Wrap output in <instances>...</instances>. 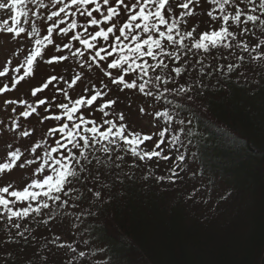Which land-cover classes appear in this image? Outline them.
Instances as JSON below:
<instances>
[{
  "label": "snow or ice",
  "instance_id": "snow-or-ice-1",
  "mask_svg": "<svg viewBox=\"0 0 264 264\" xmlns=\"http://www.w3.org/2000/svg\"><path fill=\"white\" fill-rule=\"evenodd\" d=\"M208 3L211 8L207 15L219 26L199 33L196 38L195 28L190 31L181 30V25L187 23L185 17L194 14L190 7L193 0H183L176 5L173 0H50V5L45 4L44 0L0 2V10H10L12 13V25L7 27V32L12 34L13 39L25 34L31 41V48L23 61L12 69L18 74L12 77L13 88L33 74L38 60H44L47 64L76 60L81 71L73 75L70 81L60 77L68 89H73L77 82H83L85 69L99 71L108 80V83L101 80L99 86L85 87L83 94L76 99L69 96L67 89L57 88L56 91L67 101L54 104L59 109L58 113L50 112L55 97L52 101L38 97V93L57 81L56 76H51L41 86L32 89L31 95L36 98L35 103L26 100L5 101L10 105H23L18 117L25 121L34 113L39 115L38 109L44 106V112L49 114L40 118V122L51 119L57 124L50 127L46 134V137L54 138L53 142L50 143L46 138L31 145L33 158L22 159L24 154L20 148H16L7 153L6 162L0 163V173L11 171L18 161H21L18 165L20 168L38 163L34 175L48 170V174L43 175L42 179H32L22 189L10 190V184L0 187V217L6 216L7 222L13 223L14 220H26L33 215L43 216V210L51 207L49 201L57 207H64L69 201L62 200L61 197L72 194L71 185L74 182L87 184L90 177L99 183L102 178H106L100 170L106 163L120 168L121 164L117 162L125 160L120 152L129 153L139 161H151L154 157L165 161L169 159L161 145L166 142V133L169 131L167 125L172 124L175 119L172 113L167 108L155 111V117L162 118L166 126L159 131V139L154 148L145 150L141 145L153 140L152 135L130 130L124 122L123 113H119L115 119L109 118L115 115L110 110L117 103L115 99L107 98L111 91L109 85L121 92L136 90L153 101L165 100L171 104L172 101L167 99L166 94L171 93L174 98L184 96L193 99L189 93L204 87L202 79L195 85L181 83L176 79H183L185 68L182 65L186 64L189 55L201 53L207 56L218 49H240L245 53L256 52V55L250 56V60L264 61V41L250 48L243 40L250 31L249 25L264 26V0H258V3L257 0H208ZM28 4L34 5L38 10H48L50 6L55 9L47 14L46 18L51 23L47 26L46 34L41 35L35 23L31 25V31L20 26L21 20L24 24L28 23L30 14H40L39 11L28 8ZM247 5H251V8ZM176 8L183 11L177 15ZM257 10L261 15L254 14ZM117 20L120 21L119 24ZM56 36L67 38V42L61 47L56 44ZM49 45L57 52L67 50L68 55H53L45 60L44 52ZM237 59L243 62L244 56L238 55ZM166 60L179 61V64L173 67ZM195 63L200 65L202 78L206 71L204 62L198 59ZM239 67L241 64L236 63H228L226 66L228 73ZM217 71L223 73V68H218ZM7 72L8 68L5 66L0 71V77ZM207 74L211 75L210 72ZM130 76L132 78L128 79ZM7 90V85L0 87V93ZM12 111L15 112L16 108L13 107ZM93 111L102 113L103 119L100 122L92 117ZM140 111L144 112L145 109L141 108ZM20 128L19 120H13L11 130L15 132ZM32 134L27 130L19 132L21 137H30ZM179 139L178 135H173L171 143L175 145ZM40 149L43 151L37 155ZM184 159L183 154L176 156L177 161ZM93 165L99 166L96 171H93ZM178 175L172 169L167 179L175 182ZM165 178L157 177L158 180ZM87 190L98 200L103 199L102 191L95 190V185ZM13 227L19 229L21 224L13 223ZM17 234L23 235L19 232ZM80 255L83 256L84 253L81 251Z\"/></svg>",
  "mask_w": 264,
  "mask_h": 264
},
{
  "label": "trees",
  "instance_id": "trees-1",
  "mask_svg": "<svg viewBox=\"0 0 264 264\" xmlns=\"http://www.w3.org/2000/svg\"><path fill=\"white\" fill-rule=\"evenodd\" d=\"M254 14L261 15L259 10ZM257 25H251L253 33L244 36L245 43L251 44L257 36ZM258 40L264 41V33ZM230 52L225 59L220 52L214 57L189 55L182 65L183 79H176L190 85L202 79L204 87L189 93L193 99L186 105L168 97L171 104L163 100L179 113L172 114L175 119L167 125L171 130L166 133L169 141L161 145L168 160L154 157L139 161L120 152L125 157L117 162L120 168L106 163L100 169L106 178L99 183L90 177L87 184L74 182L72 194L61 197L69 203L64 207L54 204L57 221H67L70 238L78 242V249L70 247L76 255L83 259L86 255L93 263L99 257L103 264H264V61L250 60L256 52ZM238 55L244 56L243 62ZM198 59L203 60L206 70L202 78L200 65L195 63ZM228 63L241 67L228 73ZM218 68H223V73ZM173 135L180 138L175 145L171 143ZM179 154L184 155V161L176 160ZM192 165L197 172L183 175ZM92 167L96 171L99 166ZM165 167H169L167 174L163 173ZM172 169L179 173L175 182L167 179ZM201 174L210 177L217 191L214 215L195 214L187 195L176 191L183 184H176L178 179L186 177L187 185ZM159 176L166 178L158 180ZM216 181L225 187L220 192ZM94 185L104 193L102 200L88 192ZM198 188L204 192L209 189L202 184ZM209 201L201 198L204 204ZM0 219L7 225L4 232L0 229V244L8 240L11 248L17 247L13 223L24 220L8 223L6 216ZM27 219L40 221V216ZM19 232L23 242L32 235V229ZM0 264L33 263L10 255Z\"/></svg>",
  "mask_w": 264,
  "mask_h": 264
},
{
  "label": "rangeland",
  "instance_id": "rangeland-1",
  "mask_svg": "<svg viewBox=\"0 0 264 264\" xmlns=\"http://www.w3.org/2000/svg\"><path fill=\"white\" fill-rule=\"evenodd\" d=\"M0 2H2V0H0ZM182 2L183 0H173L174 5ZM44 3L50 5V0H44ZM248 6L249 5H247V7ZM190 7L192 8L194 14L189 17H185L187 25H181L184 31H190L195 28L196 32H194V36L196 37L200 31H206L211 28V26L218 25L211 21L210 17L207 15L208 10L211 8L208 0H193V4L190 5ZM28 8L32 9V11H39L40 14L36 16H31L30 14L28 23L24 24L23 20H21L20 26L26 27L28 31H31V25L35 23L41 35L46 34L47 26L51 23L46 18L47 14L48 12L55 9L50 6L48 10H38L32 4H28ZM175 11L178 15L182 10L176 8ZM116 22L117 24L120 23L119 20ZM11 25V11L0 10V71H3L5 66L8 68L6 75L0 77V87L7 85L9 89L4 93H0V163L6 162L7 153L9 151L15 150L16 148H20L21 152L24 154L22 159L33 158L31 153V145L46 138L50 143L53 142L54 138L46 137V134L50 127H54L57 124L56 121L51 119L44 121L43 123L40 122V118L46 114H49L44 112V106H41L38 109L39 115L34 113L27 121H25L23 118L18 117V113L23 109V105H10L6 104L5 101L26 100L29 103H35L36 98L32 97L31 95L32 89L34 87L41 86L51 76H56L58 78L57 81H54L53 84L49 86V88L38 93V97L48 98L50 101H52V98L55 97V101H53V108L50 110V112L58 113L59 109H56L54 104L60 102L66 103L67 101L64 100L63 95L60 92L56 91L57 88L67 89L69 96L72 99H76L79 95L83 94L82 90L85 87H89L91 85L99 86L101 80H103L105 83H108L107 78L103 77L102 73L99 71H88L85 69L84 71L86 75L83 77V82H77V85H75L73 89H68L67 84H65L64 80L60 79V77H64L70 81L73 75L81 71L76 60L68 59L67 61H53L51 64L45 63L44 60H38L34 66L33 74L29 77H25L24 80L20 81L16 87L13 88L12 77L18 74L14 73L12 69L23 61L28 50L31 48V41L25 34H21V37L13 39L12 34L6 30L7 27H10ZM261 27L263 26L259 24L256 28L253 27L258 32V34L252 40L251 44L249 43L250 48L254 47L256 43L261 42L258 40V38H260V34L262 33V31H259V28ZM249 28L251 30V25H249ZM248 33L252 34L253 32L249 31ZM55 41L56 44L62 47V44L67 42V38L56 36ZM76 46H79L78 43H76ZM216 51L221 53L220 57L223 59H225L231 53L230 50L219 49L214 50L213 53L208 56L214 57L216 54H219ZM53 55H68V52L67 50H64L63 52H57L53 46H47L44 52L45 60L50 59ZM9 61H11V63H9ZM166 62L170 63V61L167 60ZM174 63L175 62H172L170 64L174 67L177 64ZM22 71L23 70L21 69V73ZM131 78V76L128 77V79ZM109 86L111 91L109 97L107 98H112L117 101V103L113 106V109L110 110L114 112L115 115H112L109 118L115 119L119 113H123L125 117L124 122L128 125L130 130L139 131L142 134H150L153 136V140L145 142V145L142 146L149 150L154 148L156 141L159 139V131L163 130V126H166L165 121L162 118L155 117V111L163 110V108L168 107L171 110V113L175 116H179V113H177L173 106H168L165 102H163V100L153 101L148 97L142 96L136 90H124L121 92L118 88L111 85ZM166 96L174 100L173 102L177 101L179 104L180 101L185 105L187 104L186 102L191 101L179 96L178 99L172 98L173 95L171 93L166 94ZM13 107L16 108L15 112L12 111ZM141 108H144L145 111L141 112ZM92 117L97 119L98 122L103 119L102 113L98 111H93ZM183 118L181 119L183 120ZM13 120H19L21 124V128L17 129L15 132L11 130ZM23 130L30 131L33 134L30 135V137H21L19 136V132ZM168 141L169 135L167 134L166 142ZM42 151L43 149L38 150L37 155H39ZM20 162L21 161H18L17 166L11 171L0 173V187L10 184L12 186L10 190L22 189L24 186L30 183L32 179H42L43 175L48 174V170L46 169L44 173L40 175H34L35 169L38 167V163L25 165L24 168H20L18 166ZM167 168L169 167H165L163 172L164 174L168 173ZM189 171L197 172L196 167L192 165L183 175L188 174ZM192 178L193 181L191 183H187V185L184 183L186 177L178 179L179 181H177L176 184H183L182 186H179V188H176V191L182 192L183 195H187L186 198L191 203L192 208L195 210V214L201 217L207 213L209 215H214L216 208L214 197L217 191L215 190L216 188L213 186V183L209 181L210 177L206 174H201V176L197 175V177ZM216 183V185L219 187V192L225 188L221 182L216 181ZM200 184H202L205 188L208 186L209 189L206 192H204V189L200 190V188H198ZM206 197H208L210 201L207 204H204V202H201V198L203 199ZM43 212L44 215L40 216V221L35 219H26L22 222H19V224H21L19 229L14 227L15 229L13 232L15 233L16 237V241H14V243L18 245L17 247L11 248L13 246L11 245V242L10 244H7L9 243L8 240L5 241L6 243H4V245H1L3 244V241H0V262H3L4 259L10 255H14L22 260L31 259L33 264H103L99 261V257L96 259V262L93 263V260L88 259L86 255L83 259L82 257L76 255L72 249H70L71 246H73V249L75 250L78 249V242H74L70 238L68 234L69 227L65 225L67 221H57V215L54 214V204H51L50 209L43 210ZM209 212H211V214ZM6 226L7 225L5 222L1 221L0 219V229H2V232L6 230L4 228ZM27 229H32V235L28 241L23 242L25 240H23V238H21L22 236L18 235L17 233L20 230H24V232H26ZM1 231L0 239L3 238ZM58 242H60L59 246H57Z\"/></svg>",
  "mask_w": 264,
  "mask_h": 264
}]
</instances>
